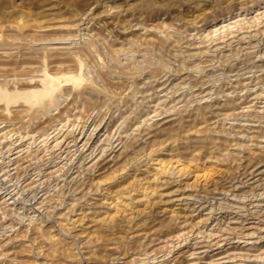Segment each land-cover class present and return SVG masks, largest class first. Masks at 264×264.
I'll return each mask as SVG.
<instances>
[{"label":"rangeland","instance_id":"374dc122","mask_svg":"<svg viewBox=\"0 0 264 264\" xmlns=\"http://www.w3.org/2000/svg\"><path fill=\"white\" fill-rule=\"evenodd\" d=\"M0 72V264H264V0H0ZM152 152L166 195L76 223Z\"/></svg>","mask_w":264,"mask_h":264},{"label":"bare ground","instance_id":"6f19581e","mask_svg":"<svg viewBox=\"0 0 264 264\" xmlns=\"http://www.w3.org/2000/svg\"><path fill=\"white\" fill-rule=\"evenodd\" d=\"M259 3H260V1H259ZM194 21V20H193ZM192 21V22H193ZM196 21V20H195ZM191 22V21H190ZM39 24V23H38ZM33 26H34V24H33ZM39 26V25H38ZM37 25H35L34 27H38ZM13 27V26H12ZM31 27H32V25H31ZM26 42H27V40H26ZM177 42V41H176ZM30 44V43H29ZM27 46V45H26ZM27 50H28V48H26ZM26 49H25V51H26ZM88 49V48H87ZM31 50H32V48H31ZM34 50V49H33ZM32 50V51H33ZM58 50V49H57ZM36 51V50H35ZM115 52V54L117 53L116 52V50H114ZM24 52V51H23ZM63 52V51H62ZM84 52V51H83ZM58 53H59V55H60V52L58 51ZM64 53V52H63ZM62 53V55L64 56L65 54H63ZM72 53V52H71ZM85 53V52H84ZM21 54H22V52H21ZM29 54V53H28ZM67 54V56H71V54L69 55L68 54V52L66 53ZM77 54V53H76ZM86 54V53H85ZM89 54V53H88ZM118 54V53H117ZM20 55V54H19ZM26 55V54H25ZM54 55V54H53ZM57 55V54H56ZM61 55V57H63ZM6 56V55H5ZM10 56H11V54H10ZM18 56V55H17ZM29 56V55H28ZM31 56V55H30ZM55 56V55H54ZM66 56V55H65ZM66 56V57H67ZM110 56H112L111 54H110ZM117 56V55H116ZM89 57V56H88ZM112 58H114V60H115V57H112ZM117 58V57H116ZM15 59V58H14ZM29 59V58H28ZM24 60V59H23ZM17 61V60H16ZM61 61V60H60ZM64 61V60H63ZM22 62V64H23V61H21ZM20 62V63H21ZM58 63H60L59 62V60L57 61V64ZM63 63H66V62H63ZM67 63H69V62H67ZM67 63H66V65H67ZM75 63V62H74ZM21 64V65H22ZM28 64V62H26L25 64H23L24 65V68H25V66ZM32 63H29V65H31ZM52 65L54 64V63H51ZM55 64H56V62H55ZM70 64V63H69ZM5 67H8L10 64H8V66H6L5 64H3ZM14 65V64H13ZM17 65V64H16ZM64 65V64H63ZM2 66V65H1ZM4 66H2V67H4ZM12 66V65H11ZM58 66H59V64H58ZM77 67V66H76ZM13 68V67H12ZM24 68H22V69H24ZM57 68H59V67H57ZM57 68H55V69H57ZM72 68V67H71ZM17 69V70H16ZM21 70V68H15V70L13 69V71H15V72H17L18 70ZM66 69H68V67L66 68ZM11 70V69H10ZM28 70V69H27ZM58 70V69H57ZM68 70H70V69H68ZM56 71V70H55ZM76 71V70H75ZM19 72V71H18ZM22 72H25V71H22ZM1 73V72H0ZM15 74V73H14ZM24 74V73H23ZM56 74V73H55ZM60 74V73H59ZM62 77V76H61ZM67 78V77H66ZM49 79H50V82H51V87H50V89L48 90V91H46L45 93H43V94H40V95H38V99L39 100H43L44 98H47L48 96H51V95H53L54 94V92L58 89L57 87H55L54 86V84L55 83H58V82H60V81H58V80H60V79H57V78H55V77H49ZM63 83V82H62ZM186 83H188V82H186ZM36 84H37V82H36ZM192 84V83H191ZM76 85V84H75ZM103 85V84H102ZM178 85V84H177ZM181 85H183V81H182V84ZM189 85V84H188ZM36 86V85H35ZM175 86V85H174ZM184 86V85H183ZM190 86V85H189ZM195 86V85H194ZM28 87V86H27ZM31 87V86H30ZM104 88V87H103ZM105 88H106V86H105ZM66 89V88H65ZM105 90V89H104ZM178 90H179V88H178ZM67 92V91H66ZM239 92V91H238ZM263 92V91H262ZM233 93V92H232ZM198 94V93H197ZM205 94V93H204ZM247 94H249V93H247ZM255 94V93H254ZM15 92H13V91H8V90H4V89H2V88H0V98L1 99H4V100H9V99H12V98H15ZM264 95V94H263ZM86 96H88V95H85V97ZM200 96V95H199ZM89 97V96H88ZM252 97V96H251ZM90 98V97H89ZM88 98V99H89ZM260 98V97H259ZM181 99V98H180ZM205 99V98H204ZM84 100V99H83ZM87 100V99H86ZM97 100V99H96ZM93 101V100H92ZM95 101V100H94ZM93 101V102H94ZM201 101V100H200ZM203 101V100H202ZM198 102V101H197ZM238 102V101H237ZM254 102V101H253ZM192 103V102H191ZM198 103H200V102H198ZM90 105V104H89ZM184 105V104H183ZM229 105V104H228ZM219 106V105H218ZM230 106V105H229ZM191 107V106H190ZM220 107V106H219ZM234 107V106H233ZM241 107V106H240ZM3 108V107H2ZM1 108V109H2ZM245 108V107H244ZM250 108V107H249ZM185 109V108H184ZM199 109V108H198ZM207 109V108H206ZM240 109H242V107L240 108ZM180 110H182V109H180ZM196 110H197V108H196ZM212 110V109H211ZM245 110V109H244ZM188 111V110H187ZM204 111V110H203ZM216 111V110H215ZM225 111V110H224ZM247 111V110H246ZM180 112V111H179ZM195 112V111H194ZM214 112V111H213ZM217 112V111H216ZM241 112H242V110H241ZM241 112H240V114H241ZM19 113V112H18ZM224 113V112H223ZM228 113H230V112H228ZM237 113V112H236ZM180 114V113H179ZM197 114L198 113H196V114H194L195 115V117L194 116H192V118L194 117V119H196V117H197ZM227 114V113H226ZM231 114V113H230ZM229 114V115H230ZM243 114V113H242ZM18 115V114H17ZM158 115V114H157ZM176 115V114H175ZM181 115V114H180ZM211 115V114H210ZM162 116H164V115H162ZM201 116V115H200ZM224 116V115H223ZM227 116V115H226ZM231 116H233V115H231ZM237 116V115H236ZM172 117V116H171ZM174 117H176V116H174ZM237 117H239V116H237ZM190 118V117H189ZM228 118H229V116H228ZM233 118H234V116H233ZM183 119V118H182ZM199 119V118H198ZM201 119V118H200ZM222 119V118H221ZM230 119V118H229ZM179 120H180V118H179ZM178 120V121H179ZM187 120V119H186ZM211 120H212V118H211ZM220 120V119H219ZM193 121H195V120H193ZM236 121V120H235ZM173 122V121H172ZM171 122V123H172ZM176 122H177V120H176ZM175 122V123H176ZM211 122V121H210ZM193 123V122H192ZM218 123V122H217ZM177 124L179 125V122H177ZM180 124H181V122H180ZM185 124V123H184ZM190 124V123H189ZM173 125H174V122H173ZM186 125H188V122H187V124ZM200 125L201 124H198V127H200ZM218 125V124H217ZM180 126V125H179ZM182 126V125H181ZM191 126V128L194 130V131H196L192 126H193V124H191L190 125ZM190 126H187V129H188V127L190 128ZM150 127V126H149ZM169 127V126H168ZM171 127H173V126H171ZM197 127V128H198ZM253 127V126H252ZM251 127V128H252ZM161 128V127H160ZM174 128V127H173ZM177 128H178V126H177ZM201 128V127H200ZM168 129V128H167ZM175 129V128H174ZM173 129V130H174ZM182 129H183V126H182ZM203 129V128H202ZM205 129V128H204ZM257 129V128H256ZM158 129H156V131H157ZM172 130V131H173ZM176 130H178V129H175L174 130V132L176 131ZM242 130V129H241ZM240 130V131H241ZM159 131V130H158ZM171 131V132H172ZM184 131V130H183ZM183 131H182V133H183ZM194 131H192V130H189L188 132H187V134L184 136V138H180V139H176L175 140V138L176 137H178V136H175V138L173 137L172 138V136H170L171 137V139H174V140H172L171 141V143L169 144L168 143V147H169V149H167L166 148V151H168L167 153H169L168 155L166 154L165 156H166V158L167 157H171V159L173 158L174 159V155H173V151L176 149L177 150V148L178 147H185L186 145H187V143L191 140L192 142H193V144H192V146L195 144V145H202V143H204L205 141H203L204 140V136L203 137H200V136H198V135H196V132L194 133ZM214 131V130H213ZM179 132V131H178ZM185 132V131H184ZM197 132H199V128H198V131ZM202 132V131H201ZM200 132V133H201ZM207 132H208V130H207ZM5 133V132H4ZM149 134V133H148ZM198 134V133H197ZM203 134V133H202ZM230 134V133H229ZM206 135V134H205ZM257 135V134H256ZM258 135H259V132H258ZM3 136H5V134H3ZM208 136V135H207ZM234 136H235V134H234ZM210 137H208L207 138V140L209 139ZM218 138V137H217ZM216 138V139H217ZM238 140V139H237ZM203 141V142H202ZM224 141H225V139H224ZM209 142H211V143H213L212 141H209ZM218 142V141H217ZM234 142V141H233ZM191 143V142H190ZM197 143H199V144H197ZM211 143H209V144H211ZM256 143V142H255ZM120 144V143H119ZM208 144V143H207ZM208 144V145H209ZM218 145H220V144H218ZM223 145V144H222ZM225 145V144H224ZM223 145V146H224ZM125 146V145H124ZM214 146H216L215 144H214ZM221 146V145H220ZM240 146V145H239ZM253 146V145H252ZM194 147V146H193ZM204 147V146H203ZM237 147V146H236ZM246 147H248V146H246ZM239 148V147H238ZM241 148V147H240ZM239 148V149H240ZM249 148V147H248ZM251 148V147H250ZM250 148H249V150H250ZM191 149V148H190ZM199 149V148H198ZM202 149H204V148H202ZM217 149V148H216ZM215 149V150H216ZM243 149V148H242ZM160 150V151H159ZM157 149V153L158 154H160L159 152H162L163 150H165V147H164V149ZM179 150H180V148H179ZM182 150V149H181ZM187 150V149H186ZM189 150V149H188ZM259 150V149H258ZM178 151V150H177ZM210 151V150H209ZM228 151V150H227ZM253 151V150H252ZM182 152H183V150H182ZM181 152V153H182ZM249 152H251V151H249ZM256 152V151H255ZM262 152V151H261ZM163 153H165V152H163ZM179 152H177V154H178ZM257 154V152L255 153V155ZM142 155V154H141ZM140 155V156H141ZM197 156L198 155V151L196 152V150H195V152L193 151L192 152V149H191V153H190V156H192V158H194V156ZM249 155V154H248ZM258 155V154H257ZM147 155H145V157H146ZM177 156V155H176ZM178 156H181V155H178ZM250 156V155H249ZM116 157V156H115ZM164 157V156H163ZM182 157V156H181ZM255 157V156H254ZM257 157H260L259 155L257 156ZM113 158H114V156H113ZM147 159L145 160V165H143V167H142V165L139 163V162H137L138 164H140V167H142L141 169H137L136 168V172L133 174V176H130L129 174H126V173H128L129 171H124L123 172V170H122V172H120V171H118V173L117 172H115V175H113L112 177H111V179L108 177V179L106 180L105 179V181H104V179H103V181H97L94 185V187L95 188H93L94 189V191H96V188L99 190L100 188H102V190H103V194L101 195L102 197H100L101 199L99 200V202H97V200H95L96 201V206H94V207H89V209H86L85 211H83L81 214H79V216H78V219L76 220V223L78 222V221H83L85 218H87V217H89V216H92V215H94L98 210H100V209H107V211L109 212V210H117V212H120V211H122V213H127L128 211H132V210H134L135 211V209H137V208H139V207H141V206H143V205H146V204H148L150 201L152 202V201H155V199L154 198H156V196H158L159 194H162V195H164L163 193H161V191H162V187H163V185H165L166 184V177L167 176H169L170 177V174H174V175H176V176H181V174H182V171L184 172V170L183 169H179L178 171H172V170H170L169 168L171 167V166H169V165H167L166 164V161H165V157L164 158H160L156 153H154V152H152L151 154L149 153V155L146 157ZM186 158H187V156H186ZM189 158V157H188ZM127 159V158H126ZM136 159V158H135ZM183 159V158H182ZM252 159V158H251ZM259 159V158H258ZM167 160H170V159H168L167 158ZM177 160V159H176ZM176 160H174V161H176ZM192 160V159H191ZM248 160V159H247ZM254 160V159H253ZM260 160V159H259ZM142 161H144V160H141V162ZM171 161V160H170ZM173 162V161H172ZM179 162H181V161H179ZM250 162V161H249ZM256 162V161H255ZM119 163H120V161H119ZM122 163V162H121ZM136 163V164H137ZM143 163V162H142ZM178 163V162H177ZM176 163V164H177ZM188 163H190V162H188ZM127 167V166H126ZM129 167H130V165H129ZM135 167V166H134ZM169 167V168H168ZM125 168V167H124ZM123 168V169H124ZM130 169V168H129ZM135 169V168H134ZM175 169V168H174ZM246 169V168H245ZM125 170V169H124ZM177 170V169H176ZM132 171H134L133 169H132ZM131 171V172H132ZM126 172V173H125ZM116 173H117V175H116ZM185 173V172H184ZM129 175V176H128ZM109 176H110V174H109ZM172 176V175H171ZM174 177V176H173ZM183 177H184V175H183ZM102 178V177H101ZM106 178V177H105ZM166 178V179H165ZM182 178V177H181ZM180 179V178H179ZM170 180V179H169ZM94 181V180H93ZM170 182V181H169ZM168 182V183H169ZM173 182V181H172ZM171 183V182H170ZM167 186H169V185H167ZM165 188V187H164ZM180 190V189H179ZM85 191V190H84ZM91 191H92V188H91ZM166 191V190H165ZM89 192H90V190H89ZM96 192H98V191H96ZM99 192H100V190H99ZM90 193H93V191L92 192H90ZM170 193H172V192H170ZM99 194V193H98ZM87 195V194H86ZM85 195V196H86ZM97 195V194H96ZM100 195V194H99ZM166 195V194H165ZM182 195V194H181ZM84 196V195H83ZM90 197V196H89ZM83 198V197H82ZM86 198V197H85ZM96 198H98L97 196H96ZM169 198V197H168ZM81 199V198H80ZM79 199V200H80ZM156 200H158V199H156ZM162 200H164V198L162 199ZM190 200V199H189ZM81 201V200H80ZM83 201V200H82ZM89 201V200H88ZM94 201V200H93ZM165 201V200H164ZM184 201H185V199H184ZM92 202V201H91ZM168 202V201H167ZM174 202V201H173ZM185 203H186V201H185ZM92 204V203H91ZM180 204V203H179ZM89 205V204H88ZM72 206V205H71ZM90 206V205H89ZM182 206V205H181ZM70 207V206H69ZM81 207V206H80ZM81 208H83V207H81ZM71 211H72V209H70ZM80 210V209H79ZM101 211V210H100ZM106 211V212H107ZM137 211V210H136ZM177 211H179V210H177ZM74 212V211H73ZM103 212V211H102ZM112 213V212H111ZM121 214V213H120ZM61 215V214H60ZM63 215V214H62ZM65 215V214H64ZM103 215V214H102ZM73 216V215H72ZM95 216V215H94ZM116 216H117V214H115V215H111L110 216V218H111V220L112 219H115L116 218ZM135 216V215H134ZM171 216V215H170ZM61 217V216H60ZM63 217V216H62ZM67 217V216H66ZM129 217V216H128ZM138 217V216H137ZM69 218V217H68ZM94 218V217H93ZM96 218V217H95ZM94 218V219H95ZM100 218V217H99ZM135 218V217H134ZM63 219H65V218H63ZM70 219V218H69ZM91 219V218H90ZM128 219V218H127ZM133 219V218H132ZM170 219V218H169ZM89 220V219H88ZM98 220V219H97ZM117 220V219H116ZM115 220V221H116ZM177 220V219H176ZM86 221V220H85ZM118 221V220H117ZM120 221V220H119ZM62 222H63V220H62ZM102 222V221H101ZM108 222V221H107ZM110 222H113V221H110ZM177 222V221H176ZM79 223V222H78ZM83 223H84V221H83ZM114 223V222H113ZM63 224H65V223H63ZM62 224V225H63ZM115 224V223H114ZM113 224V225H114ZM237 225V224H236ZM64 226V225H63ZM75 226H76V224H75ZM105 226V225H104ZM111 226V225H110ZM68 227V226H67ZM106 227V226H105ZM239 228V227H238ZM241 228V227H240ZM103 229V228H102ZM248 229V228H247ZM41 230H43L42 228H41ZM236 230V229H235ZM47 231V230H46ZM237 231V230H236ZM51 232V231H50ZM232 232V231H231ZM46 233V232H45ZM234 234H235V232H233ZM134 234V233H133ZM96 235V234H95ZM131 235V234H130ZM23 236V235H22ZM36 236V235H35ZM49 236V235H48ZM101 236V235H100ZM132 236V238H133V236L134 235H131ZM121 237V236H120ZM124 237V236H123ZM140 237V236H139ZM25 238V237H24ZM36 238V237H35ZM34 238V239H35ZM51 238V237H50ZM49 238V239H50ZM58 238V237H57ZM128 238V240L130 239L129 237H127ZM97 239H98V236H97ZM135 239V238H134ZM133 239V240H134ZM39 240V239H38ZM94 240H96V237H95V239ZM105 240H106V238H105ZM108 240V239H107ZM114 240V239H113ZM59 241V240H58ZM60 241H61V239H60ZM93 241V240H92ZM112 241V240H111ZM120 241H121V239H120ZM125 241V240H124ZM131 241V240H130ZM39 242H41V241H39ZM51 242L52 243H56L57 242V240L56 239H53V238H51ZM62 242V241H61ZM96 242H99V243H101V240L99 241V240H96ZM95 241H94V243H96ZM43 243V242H42ZM42 243H40V244H42ZM63 243V242H62ZM98 243V244H99ZM106 243V242H105ZM123 243V242H122ZM57 244V243H56ZM64 244V243H63ZM91 244H93V243H91ZM44 245V244H43ZM45 246V245H44ZM97 246V245H96ZM103 246H105V245H103ZM110 246H111V244H110ZM117 246V245H116ZM41 247V246H40ZM47 247V246H46ZM99 247V246H98ZM101 247V246H100ZM112 247V246H111ZM30 248V247H29ZM28 248V249H29ZM42 248V247H41ZM56 247H54V249H55ZM60 248V247H59ZM64 248V247H63ZM106 248V247H105ZM25 249H27V248H25ZM25 249H23V250H25ZM51 249V248H50ZM53 249V248H52ZM99 249V248H98ZM31 250V249H30ZM99 250H101V249H99ZM115 250V249H114ZM28 251V250H27ZM41 251V250H40ZM49 251V250H48ZM52 251V253L51 254H53L54 253V250H51ZM62 251V250H61ZM25 252V251H24ZM31 252V251H30ZM34 252V251H33ZM44 252V251H43ZM58 252H59V250H58ZM64 252V251H63ZM37 253H38V251H37ZM42 253V252H41ZM60 253V252H59ZM44 254H45V252H44ZM66 254V253H65ZM69 253H67L66 255H68ZM98 254V253H97ZM23 255V254H22ZM48 255V254H47ZM49 255H50V253H49ZM54 255V254H53ZM54 256H56V258H57V255H54ZM59 256H60V254H59ZM69 256V255H68ZM51 257V256H50ZM52 258V257H51ZM69 258V257H68ZM52 260V259H51ZM90 260H92V259H90ZM93 262H95V261H93Z\"/></svg>","mask_w":264,"mask_h":264}]
</instances>
